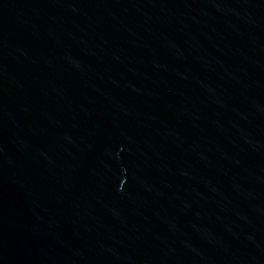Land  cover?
Masks as SVG:
<instances>
[{"label": "water", "instance_id": "water-1", "mask_svg": "<svg viewBox=\"0 0 264 264\" xmlns=\"http://www.w3.org/2000/svg\"><path fill=\"white\" fill-rule=\"evenodd\" d=\"M0 264H264V0H0Z\"/></svg>", "mask_w": 264, "mask_h": 264}]
</instances>
